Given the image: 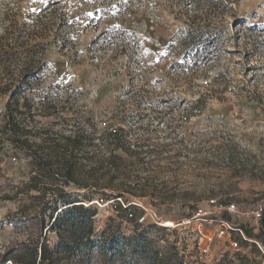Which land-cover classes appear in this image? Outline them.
I'll return each mask as SVG.
<instances>
[{
  "label": "rangeland",
  "instance_id": "rangeland-1",
  "mask_svg": "<svg viewBox=\"0 0 264 264\" xmlns=\"http://www.w3.org/2000/svg\"><path fill=\"white\" fill-rule=\"evenodd\" d=\"M7 110L34 146L79 138L85 168L129 190L66 187L90 196L98 232L140 233L165 264H263L264 0H0V253L38 236L34 157L4 132ZM155 202L185 218L155 222ZM225 209L254 214L247 230L212 224Z\"/></svg>",
  "mask_w": 264,
  "mask_h": 264
},
{
  "label": "trees",
  "instance_id": "trees-1",
  "mask_svg": "<svg viewBox=\"0 0 264 264\" xmlns=\"http://www.w3.org/2000/svg\"><path fill=\"white\" fill-rule=\"evenodd\" d=\"M5 117L4 132L8 133L13 147L25 150L34 157L31 162L33 171L26 184V190H33L35 192L33 197L38 200V204L34 207L35 214L28 217L31 224L38 229V236L29 238L28 241L17 242L4 253H0V264H165L166 258L159 256V251L154 250L151 242L140 233L134 236L116 234L117 230L112 227L98 232L94 226L97 210L86 205L85 199L90 196L83 193L82 197L84 196L85 199H81L80 194H74L66 188L74 185L90 193L112 188L117 192L114 198H120L121 201L125 197L124 192L129 193L125 188H113L110 183L105 184L107 180L115 179L111 169L98 174L94 169L85 168L86 164L75 153L79 138H69L63 144L54 143L50 149L43 144L34 146L28 139L27 128L21 127V123L8 110ZM13 158L15 156L11 159ZM120 159L122 157L115 152L102 158L103 162L111 165L116 164ZM102 160L100 162L104 165ZM60 203L63 205L60 206ZM237 203L248 208L250 200L241 197ZM260 206L261 214L258 220L262 224V230L257 238L262 239L264 199ZM115 208L127 210L120 204ZM172 208V213L167 215L162 202L154 204V212L160 217L167 216L170 220L185 218L178 205ZM131 215L134 217L133 213ZM253 217L254 214H251L245 221H238L240 215L235 217L225 209L218 215H212L211 223L219 225L220 222L231 221L234 222L235 227L247 230V225ZM143 223L136 220L138 227ZM45 228L58 230V244L55 247H51L45 240L41 241ZM243 260L245 263L238 264H259L248 257H244Z\"/></svg>",
  "mask_w": 264,
  "mask_h": 264
},
{
  "label": "built area",
  "instance_id": "built-area-1",
  "mask_svg": "<svg viewBox=\"0 0 264 264\" xmlns=\"http://www.w3.org/2000/svg\"><path fill=\"white\" fill-rule=\"evenodd\" d=\"M229 209H230L232 212H235V210H237V209L239 210V208H238L237 206H234V204L230 205ZM255 214L258 215V216H260V214H261V208H260V209H257V210L255 211ZM151 216H152V218L154 219L155 222H159V223H160L161 221H166V220L168 219L167 217H160V216H157V214H155L154 211H151ZM145 218H146V216H142V217H140L139 222H144ZM233 249H236V248H233ZM262 263L264 264V260H263Z\"/></svg>",
  "mask_w": 264,
  "mask_h": 264
}]
</instances>
